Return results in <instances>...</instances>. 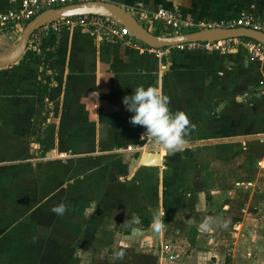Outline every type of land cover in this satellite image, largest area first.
<instances>
[{"label": "crops", "instance_id": "obj_1", "mask_svg": "<svg viewBox=\"0 0 264 264\" xmlns=\"http://www.w3.org/2000/svg\"><path fill=\"white\" fill-rule=\"evenodd\" d=\"M19 1L0 0V13L18 7ZM110 2L137 18L142 11L176 10L195 27L223 24L242 12L264 19V0ZM21 27L0 29L6 36L2 41L15 44ZM93 36L84 29L58 32L54 64L45 71L50 76L47 87L44 67L13 85L10 78L0 80V264H45L42 256L49 246L77 251L69 250V257L58 264H163V239L153 263L147 239L136 235L141 226L133 225V214L120 219L129 232H119L112 208L135 201L153 206L163 192L165 222L196 233L188 255L164 243L175 248L176 262L186 257L191 264H206L218 258L224 241L242 226L235 205L245 215L250 206V188L245 187L250 185V142L264 139V90L256 89L264 62L245 59L237 49L219 55L183 47L169 48L160 60L154 50ZM4 45L0 55L11 51ZM21 71L11 67L0 78ZM140 85L170 89V110L185 112L192 129L187 143L168 153L165 167L139 168L132 180L120 176L116 181L114 173L121 172L125 157L129 174L136 165L150 159L151 165L159 157L144 153L135 160L121 147V135L130 129L124 120L132 116L122 99ZM101 119L106 123L101 125ZM93 136L96 146L90 143ZM101 137L104 146L98 142ZM243 195L244 205L238 199ZM96 200L101 206L90 216ZM60 203L67 206L63 215L51 211ZM52 220L54 240L46 238ZM205 221L208 227L202 228ZM231 226L233 235H224Z\"/></svg>", "mask_w": 264, "mask_h": 264}, {"label": "rangeland", "instance_id": "obj_2", "mask_svg": "<svg viewBox=\"0 0 264 264\" xmlns=\"http://www.w3.org/2000/svg\"><path fill=\"white\" fill-rule=\"evenodd\" d=\"M127 12L130 15H132L133 17H135L137 20H139V16L137 18L136 15L132 11H127ZM224 24L225 23L215 25V26H225ZM44 26H45V28H48L49 23H47ZM211 26H213V25H211ZM204 27H208V25L195 27V25L193 24L192 28L190 27V28H185V29H181L178 31H169V33H166L168 31H165L164 33L162 32L161 35L162 34L174 35V34H180V33H188L191 31L202 29ZM45 28H41V29L37 30L31 36V38L28 42V45H27V49L19 61H17L15 64H13L11 66L1 68L0 72L9 73V69L11 67H18V66H20V64L30 65L31 62L36 60L37 58H38L36 60L37 63H35V64H37L36 66L38 68L37 69L31 68L29 73H23L24 71H21L22 73H20V75L9 74V76L1 77L0 78V80H2L1 82L10 78L9 81H11V82H9V83H11L13 85V83L15 81H17L19 79H25L26 75L27 76L31 75V78H32L34 76V71L38 73L39 68H43V67H44L43 73L46 74L45 71L49 68V66L52 63L54 64V61H52V60L51 61H44V57L40 54L39 47L41 46V39L46 36V31H47ZM156 28L157 27H150L149 29L152 33H155L157 31ZM22 29H23L22 27H21V29H19V35H20ZM61 30H65L67 32H69V31L73 32L74 31V29H70V28H66V27L61 28ZM1 35L2 34L0 33V36ZM93 37L97 38L98 36H93ZM100 38L104 39V40L112 41L110 39H106V38H102V37H100ZM18 39H19V37L17 38V40ZM130 46H138V47H141L144 49L154 50V51H156L154 53H156L155 55H156L157 59H160V60L162 58L166 57L168 54V51H169V48L152 49V48L147 47L146 45H144L143 43H141L139 41H137L136 43H133ZM179 47H181V46H178V48ZM182 47L189 49V47H187L186 44L182 45ZM171 48L173 49L175 47H171ZM5 49L6 48H0V52H2ZM232 49H237L238 51H242L244 53L245 59H248V60L249 59H257V60H259V57H256V58L252 57L250 54V50L245 48L243 45L237 44V45L233 46ZM232 49H228V51L220 52L219 55L226 54L227 52H229ZM31 66L36 67L35 65H31ZM32 69L34 71H32ZM46 75H47L46 77H49V78L42 79V81H43V83L45 82L44 86L47 87L48 83L50 81V76H49V74H46ZM148 79H149L148 76L142 77V81L145 83L148 81ZM149 83H151V82L149 81ZM175 85H176V83H175ZM258 86L259 87H256V89L262 88L264 90V83L259 82ZM161 90L166 95H168L169 91H171L170 89L168 90V88H163V87ZM173 91L176 93L177 88H173ZM170 94H172V91ZM203 110L208 111L206 108H204ZM172 112H176V110L172 111ZM213 113H216V112L213 110ZM124 121H125V124L129 125L130 129L127 131V134H123V136L121 135V139L123 140L121 147H123L124 149H127V148L129 149V151L131 153L130 158H134L135 160H139L141 156L143 157L144 153L158 154L159 157L157 159V162L153 163L151 165H150L151 159H150V161H147L146 164L140 163L139 165H136V167L134 168V171H132V173L134 172V174L127 173L129 159H127V157H125L124 158V160H125L124 164H122L120 166L121 172H119V173L115 172L114 173V175L116 176V181L118 180V178L120 176H121V178L123 177V179L128 181L127 178L130 175H135V173L137 172V170L139 168L159 170V169H162L163 167H165L166 163H168V160H167L168 152L164 151L152 139L143 136V134H144L143 126H140V125L134 126L133 124L130 123V121H128V122L126 120H124ZM205 121L206 120L203 119L202 123H204ZM105 123L106 122L103 119L100 120L101 125H103ZM189 127H191V129H192V125H189ZM188 132H190V128L188 129ZM46 133H48V129H45L43 132V134H46ZM259 138H261V137H259ZM82 139H85V137H80L79 140L82 141ZM90 139H91L90 143L92 145L96 146L97 138L93 136ZM80 141H79V144H82L83 142L81 143ZM98 142L102 146H104V144H106V141L103 139V137L99 138ZM249 153H250V185L247 186L246 185L247 183H245V185H246L245 187L250 188V206H248L249 208H248V211L245 215L240 211L239 205L237 204L238 207L235 205V215L238 216V218L240 219L239 221L242 222V226L240 229H238L236 231L237 235L231 236V240L229 242L227 240L224 241V243H225L224 249L222 250L221 254L218 256V258L211 259L210 261H207L206 264H264V139L262 141H258V140L251 141ZM118 171H120V170H118ZM123 171H126V172L124 173ZM129 178H131V176ZM132 179L133 178H131V180ZM162 198H163V201H162ZM238 199H240L239 201L242 203V205L245 204L246 196L243 195V196L239 197ZM166 200H167L166 195L163 192V194H158V204H154L153 206L143 207L140 203H138L136 201L131 202V203L128 202L126 204L125 208H118V206L115 207L114 205L112 206V208H114V210L115 209L117 210L116 216L118 217V220L116 222V229L119 232H129L120 220L123 216H125V213L133 214V216H132V217H134L133 225L136 224V226H141L144 221L149 222V225L147 227H144V226L139 227V230L136 231V235H139V236L141 235L143 237V239H147L146 244H147V246H149V248H151L150 254H152L151 259H153V261H154L153 263H155L156 260L158 259L157 253L159 251L158 248H159V245H160V242L162 239H163L164 243L167 242V243H171L170 245H172V244L177 245L176 248L179 251V253L181 251V253L188 255L189 249H190L189 243L191 240H194V238L196 236V233L193 232L192 227H189L186 231V230L180 229L178 226L174 225L172 222L169 224L167 222H165V216H166L165 215V207H166L165 201ZM88 202L91 203L92 201L89 200ZM160 205L162 207L164 206L163 207L164 209H162V207ZM100 206H101V202L96 200L95 204L93 205L92 210L90 212V216H92L93 213L95 214L97 209H99ZM147 209H148V211H147ZM126 210H128V211L125 212ZM85 211H86V207H85ZM145 211H147V213ZM157 211H158V213H157L158 216L156 215ZM153 212H155L154 215H153ZM72 217L76 218L74 215L68 216L69 219H71ZM157 217L159 218L160 221L163 222V227L159 230H157L155 228V223H156ZM79 218H81L82 220H85L82 214L79 216ZM79 218H78V221H79ZM53 224H54V220H52L50 222V224L48 223V228H47L48 231L46 232V238L47 239L54 240L55 231H53L54 230ZM233 224L231 223V225H233ZM164 225H166V227ZM230 228H231L230 231H226L224 233V235H228V234L233 235V234H230V233H233V231H232L233 227L231 226ZM143 230L146 232L143 233L142 232ZM59 236H61L60 233H59ZM64 236H63V238L65 239ZM43 237H45V235ZM56 238H58V235L56 236ZM52 244H54V243H52ZM44 249L46 250V253L42 257L45 260V261L43 260L45 264H58L57 262H59L60 259H62V257L67 259V257H69V254H70L69 250H71L73 254H75V255L77 254V251L74 248L73 249H68V248L67 249H61V248L57 249L55 246H49V247L44 248ZM65 251H67V252L64 253ZM187 255H185V256H187ZM162 262H163V259H162ZM163 264H191V263L188 262L186 260V257H185L183 260H181V262L180 261L179 262H167L165 260L163 262Z\"/></svg>", "mask_w": 264, "mask_h": 264}, {"label": "built area", "instance_id": "obj_3", "mask_svg": "<svg viewBox=\"0 0 264 264\" xmlns=\"http://www.w3.org/2000/svg\"><path fill=\"white\" fill-rule=\"evenodd\" d=\"M84 1L110 2V0H20L18 7L0 13V29L3 30L6 28L14 30L20 26L23 27L37 14L47 8ZM138 21L148 30H150V27H157L167 31H178L193 27V24L191 22L184 21L176 10L167 8H160L153 13H146L142 11L139 14ZM49 25L54 31H59L63 27L70 29H84L94 36L121 42L125 45H132L137 42V40L133 39L128 34L124 26L107 17L92 15L69 16L54 20L49 23ZM224 25V27L229 28L242 27L264 32V19L252 12H242L235 19L226 22ZM45 29L48 30V28ZM237 44L243 45L245 48L250 50L252 57H259V60L264 62V45L252 40H214L186 45L189 49L193 50L220 53L228 51V49H232V47ZM261 82L264 83V74ZM160 251L168 262H176L178 255L175 248L171 247L169 244L163 243L160 245Z\"/></svg>", "mask_w": 264, "mask_h": 264}, {"label": "water", "instance_id": "obj_4", "mask_svg": "<svg viewBox=\"0 0 264 264\" xmlns=\"http://www.w3.org/2000/svg\"><path fill=\"white\" fill-rule=\"evenodd\" d=\"M78 15L110 18L124 26L133 39L152 49L171 48L191 43L228 39H247L264 45V32L242 27L208 26L188 33L157 35L148 30L125 9L112 2L84 1L51 7L41 11L23 26L19 39L15 44L9 45L7 42L4 43L2 40L6 36L1 35L0 45L11 46V51L0 55V69L11 66L22 58L31 36L41 27L56 19Z\"/></svg>", "mask_w": 264, "mask_h": 264}, {"label": "clouds", "instance_id": "obj_5", "mask_svg": "<svg viewBox=\"0 0 264 264\" xmlns=\"http://www.w3.org/2000/svg\"><path fill=\"white\" fill-rule=\"evenodd\" d=\"M126 110L132 113L130 123L143 126V136L152 139L164 151L172 154L179 151L186 143L190 121L185 112H172L169 108L170 97L161 89L143 85L137 86L130 95L122 99ZM67 210L64 203L51 209L57 215H63ZM163 227V222L156 218L155 228ZM208 227V221L201 225Z\"/></svg>", "mask_w": 264, "mask_h": 264}, {"label": "trees", "instance_id": "obj_6", "mask_svg": "<svg viewBox=\"0 0 264 264\" xmlns=\"http://www.w3.org/2000/svg\"><path fill=\"white\" fill-rule=\"evenodd\" d=\"M41 28H44V26ZM60 31H61V29L59 31H54L51 28V26L49 25L48 30L46 31V36L41 39V46L39 47V50H40V54L44 57V61H51L56 56L54 49H55L56 42H57L58 32H60ZM162 32L163 31L161 30V28H159L155 32V34L160 35ZM166 33H169V31ZM36 60L32 61L33 63L31 62L30 65L20 64V66H18V67L20 68V70L24 69L23 73H28L29 70L31 68H33L31 65H35V66L37 65V64H35V63H37ZM45 78L47 79L49 77H45ZM148 225H149V222L144 221L141 226L147 227Z\"/></svg>", "mask_w": 264, "mask_h": 264}]
</instances>
